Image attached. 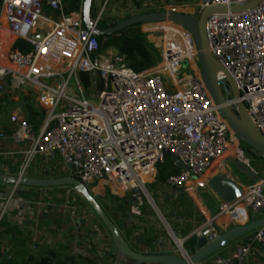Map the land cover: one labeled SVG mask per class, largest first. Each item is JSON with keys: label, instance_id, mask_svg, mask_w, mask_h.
I'll list each match as a JSON object with an SVG mask.
<instances>
[{"label": "built area", "instance_id": "built-area-1", "mask_svg": "<svg viewBox=\"0 0 264 264\" xmlns=\"http://www.w3.org/2000/svg\"><path fill=\"white\" fill-rule=\"evenodd\" d=\"M250 1L198 0V10L200 13L220 5L227 8L207 19L210 51L224 68L217 73L219 87L225 105L237 113V104L242 101L264 135V0L248 11L231 10ZM107 2L92 19L93 28L88 29L83 5L67 14L64 0H2L0 22L5 29H0V96L11 90L19 91V95L37 91V99L47 112L39 131L22 107L11 114L10 122L16 126L12 139L31 142L19 177L24 176L29 160L42 154L61 159L65 174L87 188L91 181L103 182L124 195L143 190L147 183L144 178L154 179L170 152L174 165L181 170L169 176L166 187L185 188L228 153L236 136L218 113L203 81L199 52L189 30L175 22L154 23L164 33L163 63L138 72L114 48L105 53L101 42L106 39L100 41L94 33ZM47 8L59 19L48 16ZM45 22L51 27L37 41L35 37ZM19 39L32 44V49H16ZM185 61L192 64L195 73L179 76ZM80 72L92 76V86L97 90L92 96L97 101L85 94ZM229 76L235 80L240 98L235 97ZM72 78L81 98L68 93ZM221 84L232 96L224 95ZM7 136L0 126V143ZM233 154L264 181V169H255L243 149L236 147ZM5 172L0 151V175L6 176ZM243 191L232 203L220 202L217 213L191 236H203L211 242L221 234L216 225L220 217L244 225L264 214L262 183L245 185ZM4 214L5 210L0 211V222ZM256 233L264 243V227ZM249 251V247L229 253L218 251L211 264H243Z\"/></svg>", "mask_w": 264, "mask_h": 264}, {"label": "crops", "instance_id": "crops-1", "mask_svg": "<svg viewBox=\"0 0 264 264\" xmlns=\"http://www.w3.org/2000/svg\"><path fill=\"white\" fill-rule=\"evenodd\" d=\"M105 2L106 0H94L92 19L98 15ZM64 4L67 7L65 2ZM82 5L83 0H81ZM160 10H175L197 15V12L199 13L198 0H108L100 22L112 26L132 15ZM46 13L55 20L59 19L57 13H52L51 11H46ZM48 24L51 27V23ZM0 29H5L3 22H0ZM30 92L34 96V101L32 102L34 110H44L37 99V91ZM5 95H8L9 99L6 107L7 114H4V111L0 112V126L5 129L8 136L1 141L0 151L2 152V161L6 167V176L19 177L26 164L27 151L31 142L18 143L12 139L11 135L16 126L10 122V117L18 106L23 108L27 119L29 116L21 100L23 94L19 95V91L11 90L2 94L0 98H3ZM46 118L47 112L41 120L39 128H36L34 125L37 131L41 129ZM229 158L231 157L226 156L222 161L220 159L216 160L205 175L187 183L184 191L194 198L193 209L187 210L186 204H177L175 201L172 202V199L168 204H165L167 206H162L164 207L163 212L166 214L171 226L176 227L180 233L186 234L176 235L177 238L189 239L196 237L191 236V233L208 218L217 213L220 201L214 195L210 197L207 191L202 190L199 187L201 183H205L219 173L228 175L242 185V187L251 183H248L247 180L242 181L245 178L244 176L240 175L238 177L235 175V171L227 163ZM64 175L66 174L61 159L58 157L53 159L42 154L35 155L29 160L24 173V176L33 178H54ZM64 187L66 186L57 187L58 189H47L18 185L14 189V185L0 182V211L5 210L2 221L12 231L11 233H0V264H8L14 256L22 257L30 252L35 254L32 247L36 250L38 249L35 255L50 249L58 253L60 260L64 259L67 255L71 257V260L68 262L69 264L123 263L121 259L114 256L115 247L111 235H106L99 229L98 224L95 223L85 230L86 224L84 220L75 219L77 215H85V205L77 197L75 202H72L73 207H71L69 202L64 198V191L58 192V190H62L60 188ZM170 189L176 195L174 188ZM159 202L163 205L165 201L159 200ZM181 208L184 211L183 214L181 213L183 217L174 213L175 210ZM72 209H78L77 213L72 212ZM75 214L77 215L75 216ZM263 216L264 214L257 215L252 218V221ZM136 220L137 217L133 216V219L130 220L131 223L122 225L124 229L131 228L134 231L140 232L138 235H123L132 247L147 254H175L174 247L166 235H143L144 231L140 229L142 226H133ZM216 225L221 233L235 226L227 216L220 217L216 221ZM150 229L155 230L156 228ZM96 232L99 235H94L97 234ZM256 235L257 233L253 232L240 237L220 251L229 253L237 248L249 247V254L243 260V264H264V243L259 241ZM23 241L25 242V246L22 247L20 243ZM178 245L180 249L181 242H178ZM211 261L212 256L200 264H211Z\"/></svg>", "mask_w": 264, "mask_h": 264}, {"label": "water", "instance_id": "water-1", "mask_svg": "<svg viewBox=\"0 0 264 264\" xmlns=\"http://www.w3.org/2000/svg\"><path fill=\"white\" fill-rule=\"evenodd\" d=\"M260 0H251L244 6H233L231 8L234 12L248 11L258 5ZM94 0L83 1V21L88 29L93 28L92 23V8ZM225 6H212L204 8L199 15H191L184 12L175 10H160L150 11L137 15H132L125 18L117 24L109 26L105 29L94 28V33L103 39L108 36L118 33L120 30L145 23H158V22H175L185 27L191 33L197 50L198 60L202 71L203 81L214 101V104L218 108L220 116L225 118L233 132L243 140L247 145L251 147V151L256 155L264 158V135L254 124L252 117L249 115L245 104L239 101L237 104V113L231 110L225 105V100L221 93L219 82L217 79V73L224 70L221 63L212 55L210 51L208 35H207V19L214 13L226 12ZM37 41H41L44 38V34H39L36 37ZM231 85L234 90L236 98H240L241 94L237 87L235 80L229 76ZM168 156L172 157L170 152ZM233 171L247 178L251 183H262L264 189V181L262 176L255 171L252 167L248 166L243 161L231 157L227 160ZM0 182L8 183L12 185H27L38 188H57L61 186H72L78 193H81L87 202L92 206L96 215L104 223L105 227L111 234L114 247L117 250V257L119 259H125L130 264H200L207 258L213 256L215 253L229 245L234 240L243 237L247 234L256 232L258 229L264 227V216L250 221L244 225H235L228 230L222 232L218 238L208 242L205 237H198L196 240L195 250L189 254L185 248H183V242L176 237L173 230L163 217L160 216L172 234L176 244L181 242L182 256L179 257L175 254L163 253V254H147L142 253L132 247L129 242L123 237V234L118 229L113 220L107 215L95 197L91 194L90 190L77 178L71 176H59L54 178H33V177H9L0 175ZM199 187L209 193L210 197L213 195L220 202L232 203L239 199L243 195V187L237 183L234 179L230 178L226 174H216L211 177L205 183H201ZM148 193V192H147ZM149 202L158 210L153 198L146 195ZM189 254V259L186 255Z\"/></svg>", "mask_w": 264, "mask_h": 264}, {"label": "rangeland", "instance_id": "rangeland-1", "mask_svg": "<svg viewBox=\"0 0 264 264\" xmlns=\"http://www.w3.org/2000/svg\"><path fill=\"white\" fill-rule=\"evenodd\" d=\"M197 15H199L198 12H197ZM102 24H105V23L102 22ZM49 29H50L49 24L45 22L44 24H42V29L38 30V33H40V34L45 33ZM136 29H137V32L140 33V37L143 39V42L145 44L146 49L153 56L154 67L160 66L163 63V51H164V45H165L164 33H162V31H158L160 29H158L156 27V25L154 26V23H145V24H142L141 26H138ZM108 50H109V48L105 49L104 52L106 53ZM194 73H195V71L193 69L192 64L189 61H185L183 64V68L179 73V76H183L184 74H194ZM56 80H58V79H56ZM58 81H60V80H58ZM48 83H51V81L49 80ZM84 88H85V94L88 97H90V99L97 101V99L92 96L95 93V91H97V90L94 89V87L92 85L89 88L85 87V85H84ZM221 89H222L225 96H232V94L231 95L228 94V89L224 86V84H221ZM68 93L70 95H73V96L78 97V98L82 97V94L79 92V90L76 87V79L75 78H72V80L69 84ZM3 111H4V114H7L6 113L7 109L5 107H3L0 110V112H3ZM235 136L237 137L238 143L236 141V143L231 144L227 155H225L223 158H225L226 156L234 157V154H233L234 153V151H233L234 147L235 146L237 148L240 147L241 149H243L245 156L250 159L253 167L255 169L259 170L260 172H262V170L264 169V158L253 153L251 151V147L249 145H247L243 140H241L236 134H235ZM223 158H221L220 160L222 161ZM172 164H173L175 169H177L178 171L181 170L179 167H176L174 165L173 157L168 156V155L165 157V162L163 164H160L158 166V168L160 169L163 165L172 166ZM234 173H235V175L240 177V174H238L237 172H234ZM172 175H176V173H174ZM144 179L147 182L145 184V189L147 190L149 195L153 198L155 204L157 205L158 210L149 202L144 191L140 190V189L135 190V191H131V192H127L126 194L123 195V194H120L118 191L113 190V188L108 186L107 184H105L103 182L95 181L92 185L94 187L95 191L93 190L92 192L91 191L90 192H91V194L92 193L94 194V195L93 194L92 195L95 197L97 202L100 204L103 211L107 215H109V217L113 220V222L116 224V226L118 227V229L121 231V233L123 235H138L140 233L137 230L134 231L131 228L124 229V227H122L123 224H126V223L128 224L130 222V220L133 219V216L137 217L136 223H134L133 226H135V227L137 225L142 226V227H140V229H143V230H141V231H144L143 235L147 233V229H150V228L155 229L156 228L155 230L151 229V231H153L154 233L157 231L156 233L159 235H166V237H168L170 239L171 245L174 247V251H175L174 253L177 256L181 257L182 256V250L179 249L178 244H175V241H174L173 237L171 236L172 234L169 232L167 227L164 225V222L160 216V214L163 215V217L165 218V220L167 221V223L169 224V226L173 230L174 234L178 235L174 231V229L172 228L171 224L169 223V220H168L166 214L163 212L164 207H162V206H167L165 204L166 203L168 204L171 199H172V202L175 201L176 195H175V193H173L171 191L172 189L166 187L165 185H163V186L159 187L157 190H155L152 187V183L155 182L156 177L154 179L149 180L148 176H146ZM244 180L245 181L247 180V182L250 183V181L248 179L243 178L242 181H244ZM47 189H51V188H47ZM52 189H54V188H52ZM60 189H62V190H58V192L60 193V192L64 191V198L67 202H69V205L71 207H73V203L75 202L77 197L80 199V201L82 203H84L85 210H86L85 215L80 216V215L75 214V216L77 215L76 216L77 218H75V219H79L82 221L84 220V223L86 224L85 230L88 229L87 227H89L90 225L92 226L95 223V224H98L99 229L101 231H103L106 235H111L109 233V231L107 230V228L105 227L104 223L96 215L92 206L87 202V200L84 198V196L81 193H78L72 186H66V187L60 188ZM188 195L191 198V200L193 201L192 203H194V198L190 194H188ZM159 200L165 201L164 204L162 205L161 202H159ZM185 204L188 208V209L186 208L187 210L193 209L191 203L187 202ZM182 209L183 208H181L179 210H175V212H174L175 215L179 214L180 216L183 217V215H181V213L183 214V212H184ZM77 211H78V209H72V212H74V213L75 212L77 213ZM179 215H178V217H179ZM96 233L97 234H94V235H99L98 232H96ZM180 240L182 241L183 239H180ZM182 242H183V248H185L184 243L186 242V240H184ZM32 249L35 252V254L38 252V249L36 250L34 247H32ZM185 250H187V249L185 248ZM188 252H189V254H191L193 251L190 250ZM116 254H117V250L115 249V255L114 256H116ZM121 261H123V263H119V264H130L131 263L125 259H121Z\"/></svg>", "mask_w": 264, "mask_h": 264}, {"label": "trees", "instance_id": "trees-1", "mask_svg": "<svg viewBox=\"0 0 264 264\" xmlns=\"http://www.w3.org/2000/svg\"><path fill=\"white\" fill-rule=\"evenodd\" d=\"M64 2L67 4L66 7V13L69 14L73 11H77L81 7V0H64ZM1 5L2 0H0V11H1ZM47 12H49V9H46ZM142 23L133 25L127 28H124L120 30L118 33L110 35L106 38L104 42H101V48L102 50L108 49L110 47L114 48L118 53L122 54L126 62L130 67H132L134 70L140 72L147 70L154 66V60L153 56L150 54V52L146 49L145 44L143 42V39L140 37V33L137 32V27L141 26ZM110 25L102 24L101 22L98 24V28L105 29L109 27ZM100 41H102L103 38L99 37ZM32 44L25 40H17L15 43V48L19 49L22 52H28L32 49ZM79 78L82 81V83L85 85V87L89 88L92 85L93 78L88 72H80ZM99 89H102V85H99ZM21 100L23 101V106L28 114V120L35 125L36 128H39L41 124V120L45 117L46 110H40L35 111L32 107V102L34 101V96L31 92L28 94H23L21 96ZM8 95H5L3 98H0V110L3 107H7L8 103ZM173 163V162H172ZM179 171L174 168L173 164L172 166H166L163 165L156 176L155 182L152 183V187L157 190L159 187L165 185L167 183V180L170 175L174 173H178ZM152 177V176H151ZM151 177L149 176V180H151ZM174 190L176 192V199L175 202L177 204H185V203H191L193 205V201L189 197L186 191H184V188L182 187H174ZM3 226V227H2ZM174 231L178 235H186L185 233H180L176 227H172ZM11 233V228L4 225V222H0V233ZM159 235L156 232L154 233L151 231V229L147 230V233L144 235ZM196 237H191L186 240L184 243L185 248L188 251H193L195 249L196 245ZM20 246H25V242H21ZM115 255V254H114ZM58 253L55 250H48V251H42L41 253H38L37 255L33 253H27L22 257H12L8 264H69L68 262L71 260V257L67 256L64 257V259L60 260L58 258ZM117 257V254H116ZM73 259V258H72Z\"/></svg>", "mask_w": 264, "mask_h": 264}, {"label": "bare ground", "instance_id": "bare-ground-1", "mask_svg": "<svg viewBox=\"0 0 264 264\" xmlns=\"http://www.w3.org/2000/svg\"><path fill=\"white\" fill-rule=\"evenodd\" d=\"M234 141H235V143H236V141H237V143H238V140H237V137H235L234 138ZM237 145V144H236ZM236 149V146L234 147V149H233V151ZM95 181H91V182H89L88 183V188H89V190L92 192L93 190L95 191V189H94V187L92 186L93 185V183H94ZM143 190H144V193L146 194V195H148V193H147V190L143 187ZM93 194V193H92ZM94 195V194H93ZM179 246V245H178ZM180 247V246H179ZM181 249V248H180ZM182 250V249H181Z\"/></svg>", "mask_w": 264, "mask_h": 264}]
</instances>
